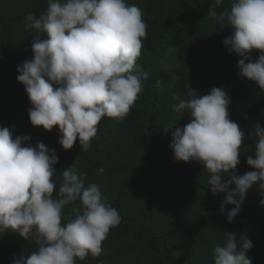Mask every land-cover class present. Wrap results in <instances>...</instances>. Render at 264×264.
I'll return each mask as SVG.
<instances>
[{"label":"clouds","instance_id":"1","mask_svg":"<svg viewBox=\"0 0 264 264\" xmlns=\"http://www.w3.org/2000/svg\"><path fill=\"white\" fill-rule=\"evenodd\" d=\"M208 16L232 28L223 44L240 57L239 75L264 90V0H233L219 13L209 7ZM23 26L34 33L33 56L17 65L16 79L29 96L31 124L48 131L58 126L64 149L79 139L81 151H89L100 121H123L149 78L137 63L147 35L141 8L126 0H48L39 16L26 14ZM175 99L174 111L187 110L189 122L171 127L169 147L177 162L203 165L212 194H226L221 212L234 205L227 212L230 223L254 184L264 195V127L256 125L255 158L247 157L255 170L237 175L245 131L229 118L227 91L213 87L206 95ZM30 140L14 136V125L0 127V236H31L39 245L13 257V264H78L99 257L110 230L121 223L118 210L104 202L96 183L86 186L87 174L74 164L63 169L57 190L55 149L42 142L25 145ZM96 171L102 175L105 169ZM252 246L247 237L224 232V243L213 249L214 264H252Z\"/></svg>","mask_w":264,"mask_h":264},{"label":"trees","instance_id":"2","mask_svg":"<svg viewBox=\"0 0 264 264\" xmlns=\"http://www.w3.org/2000/svg\"><path fill=\"white\" fill-rule=\"evenodd\" d=\"M126 2L141 8L147 24L137 63L149 78L129 115L120 122L103 118L90 150L84 152L79 139L64 149L58 126L48 131L31 124L29 96L16 79L17 65L33 56L34 33L24 29L25 16H39L48 0H0V127L14 125V136L30 135L25 145L42 142L55 149L57 190L63 169L74 164L87 174L86 186L96 183L104 202L118 210L121 223L110 230L102 254L78 264H214L213 249L224 243V232L250 239L252 264H264V195L258 185L248 190L239 214L229 223L227 212L234 205L220 209L226 194L213 195L203 165L177 162L169 147L171 131L189 122L187 110L174 111L179 103L175 98L223 87L231 98L229 118L245 131L236 174L255 170L247 157L255 158L256 125L264 127V90L239 75L240 57L223 44L232 28L208 16L209 7L219 13L230 9L233 0H222L219 6L215 0ZM258 55V50L253 52V61ZM168 56L173 64L164 68ZM101 166L105 171L98 175ZM38 246L31 236L25 240L17 233L4 234L0 264H13V257L27 256Z\"/></svg>","mask_w":264,"mask_h":264},{"label":"rangeland","instance_id":"3","mask_svg":"<svg viewBox=\"0 0 264 264\" xmlns=\"http://www.w3.org/2000/svg\"><path fill=\"white\" fill-rule=\"evenodd\" d=\"M173 64V59L171 56H168V59L166 60V62L163 64L164 68H169L171 65Z\"/></svg>","mask_w":264,"mask_h":264}]
</instances>
